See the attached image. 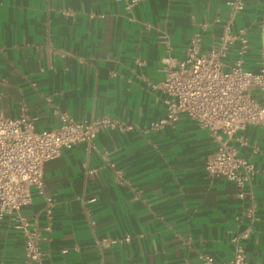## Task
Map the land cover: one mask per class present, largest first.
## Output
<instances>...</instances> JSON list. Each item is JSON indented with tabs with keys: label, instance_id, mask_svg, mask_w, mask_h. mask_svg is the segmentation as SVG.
I'll list each match as a JSON object with an SVG mask.
<instances>
[{
	"label": "crops",
	"instance_id": "obj_1",
	"mask_svg": "<svg viewBox=\"0 0 264 264\" xmlns=\"http://www.w3.org/2000/svg\"><path fill=\"white\" fill-rule=\"evenodd\" d=\"M244 1L236 26L249 40L243 64L255 70L264 0ZM227 9V0H0V116L25 106L37 130L57 124L55 110L116 122L99 128L89 149L77 143L44 163L48 230L44 197L31 187L21 213L40 228L42 264H203L200 254L222 264L237 245L243 264H264V126L249 124L232 139L256 168V218L235 242L248 198L206 175L209 131L183 114L150 125L165 117L164 66L184 57L195 32L201 51L216 43ZM23 245L4 216L0 264H22Z\"/></svg>",
	"mask_w": 264,
	"mask_h": 264
},
{
	"label": "built area",
	"instance_id": "obj_2",
	"mask_svg": "<svg viewBox=\"0 0 264 264\" xmlns=\"http://www.w3.org/2000/svg\"><path fill=\"white\" fill-rule=\"evenodd\" d=\"M125 1L129 7L137 0ZM227 5L216 43L201 51V36L195 32L185 46L184 57L164 66V77L158 86L166 93L165 117L150 125L174 123L183 114L209 131L215 146L204 162L206 175L234 182L237 195L248 198L244 213L247 225L232 238L238 242L248 236L256 218L251 183L256 168L239 153L232 139L249 124L264 126V40L259 47L262 60L258 68L248 69L243 64V56L249 40L245 28L236 26L245 1L227 0ZM232 49L235 56L229 59ZM55 113L57 124L41 130L35 128L36 118L28 114L25 106L17 117L0 116V222L4 216H11L23 235L22 264H42L45 254L39 244L40 228L21 213V208L31 202L33 187L44 197L43 212L47 221L44 229H49L53 200L45 192L44 163L77 143L89 149L99 128L116 123L106 117L87 120L76 119L65 111L55 110ZM236 139L239 144L246 143L244 137ZM87 171L93 169L87 168ZM199 258L203 264H213L209 254H200ZM243 261L242 249L237 245L230 260L222 264H243Z\"/></svg>",
	"mask_w": 264,
	"mask_h": 264
}]
</instances>
